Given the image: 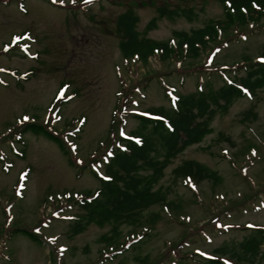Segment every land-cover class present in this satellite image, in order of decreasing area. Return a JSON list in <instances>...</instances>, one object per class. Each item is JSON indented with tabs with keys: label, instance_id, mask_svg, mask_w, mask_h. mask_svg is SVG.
I'll return each instance as SVG.
<instances>
[{
	"label": "rangeland",
	"instance_id": "obj_1",
	"mask_svg": "<svg viewBox=\"0 0 264 264\" xmlns=\"http://www.w3.org/2000/svg\"><path fill=\"white\" fill-rule=\"evenodd\" d=\"M160 6L196 16L158 17L144 33ZM127 9L155 41L212 24L224 10L220 0H0V264H200L250 227L264 228L263 85L171 160L156 185L168 204L120 225L110 243L103 235L113 223L70 232L84 215L74 200L99 188L95 173L103 176L107 152L137 128L135 114L211 94L244 74L245 56L264 61V16L232 26L195 58L125 59L115 24ZM250 109L257 118L244 120ZM189 159L219 180L176 178Z\"/></svg>",
	"mask_w": 264,
	"mask_h": 264
},
{
	"label": "trees",
	"instance_id": "obj_2",
	"mask_svg": "<svg viewBox=\"0 0 264 264\" xmlns=\"http://www.w3.org/2000/svg\"><path fill=\"white\" fill-rule=\"evenodd\" d=\"M220 1L224 9L222 18L190 31H175L172 40L166 41L151 40L141 34L137 29V14L131 9L125 10L117 16L115 24L122 56L144 62L157 52L163 59L172 53L182 58H195L232 26L246 25L250 20L258 21L264 16V0ZM156 12L157 15L147 23L144 33L156 26L158 17L192 20L196 16L190 8L170 9L160 6ZM242 70L243 75L236 76L209 95L190 93L178 96L169 108L152 107L145 110L144 115L135 114L139 125L126 137L119 139V146L109 155V162L105 165V176L101 178L95 174L99 179V188L92 192L86 191L74 200L73 204L78 205L84 215L73 222L70 232L78 234L90 223L100 226L113 223L111 233L103 235L110 243L118 236L120 225L134 224L152 206L168 204L167 188L156 185L171 160L188 146L201 141L211 129L210 122L217 113L226 112L235 100L256 94L264 85V61H253L245 56ZM256 118L257 114L251 109L243 114L244 120ZM58 143L66 153L60 140ZM172 172L176 178H189L198 182L205 179L214 182L219 180L215 170L192 159L183 161ZM250 228L253 232L241 240L224 242L215 247L213 256L205 258L200 264L264 263V228ZM136 242L132 240L131 244Z\"/></svg>",
	"mask_w": 264,
	"mask_h": 264
},
{
	"label": "flooded vegetation",
	"instance_id": "obj_3",
	"mask_svg": "<svg viewBox=\"0 0 264 264\" xmlns=\"http://www.w3.org/2000/svg\"><path fill=\"white\" fill-rule=\"evenodd\" d=\"M108 159H109V156L106 158V160H105V161L103 160V165H104V166H105V165H106V164L109 162V160H108Z\"/></svg>",
	"mask_w": 264,
	"mask_h": 264
},
{
	"label": "snow or ice",
	"instance_id": "obj_4",
	"mask_svg": "<svg viewBox=\"0 0 264 264\" xmlns=\"http://www.w3.org/2000/svg\"><path fill=\"white\" fill-rule=\"evenodd\" d=\"M61 2H62V0H61Z\"/></svg>",
	"mask_w": 264,
	"mask_h": 264
}]
</instances>
